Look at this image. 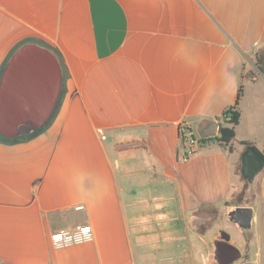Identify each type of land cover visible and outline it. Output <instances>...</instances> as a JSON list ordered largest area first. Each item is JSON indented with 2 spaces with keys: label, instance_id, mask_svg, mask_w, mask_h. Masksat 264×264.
<instances>
[{
  "label": "crops",
  "instance_id": "1",
  "mask_svg": "<svg viewBox=\"0 0 264 264\" xmlns=\"http://www.w3.org/2000/svg\"><path fill=\"white\" fill-rule=\"evenodd\" d=\"M28 43L55 56L61 88L38 128L0 132V264H210L221 230L199 228L200 212L241 190V141L264 152V0H0V85ZM240 84L234 138L182 161L179 123L203 135ZM79 224L94 240L52 246Z\"/></svg>",
  "mask_w": 264,
  "mask_h": 264
},
{
  "label": "water",
  "instance_id": "2",
  "mask_svg": "<svg viewBox=\"0 0 264 264\" xmlns=\"http://www.w3.org/2000/svg\"><path fill=\"white\" fill-rule=\"evenodd\" d=\"M60 88L61 69L55 56L36 44L21 46L9 61L0 85V132L14 137L38 128L50 115ZM217 127V122L211 121L202 133L215 135ZM241 161V174L251 181L264 166V152L250 144ZM252 215L251 206H236L228 212L229 219L243 229L250 228ZM219 237L213 242L214 258L218 264H233L240 257L239 249L229 243L230 236L224 230L219 231ZM229 252L232 254L227 257Z\"/></svg>",
  "mask_w": 264,
  "mask_h": 264
},
{
  "label": "rangeland",
  "instance_id": "3",
  "mask_svg": "<svg viewBox=\"0 0 264 264\" xmlns=\"http://www.w3.org/2000/svg\"><path fill=\"white\" fill-rule=\"evenodd\" d=\"M253 72H247L246 74L249 76ZM264 168V167H263ZM262 169H260L253 179L251 181H248L246 178L242 177V185L241 190H239L238 193L234 194L233 197L226 202V206L223 210H218L213 207L205 208L202 212H200V215L198 217L199 219V228L203 229L208 226H212L215 228H218L220 230H224L225 228H229L227 224H231L233 226L238 234L237 236L242 240H246V244L242 246L237 238L234 237V234L231 235L230 243L238 247L240 251V257L237 260V263L246 262L247 264H264V249L258 250V252L255 253V251H251L248 248L247 239L249 238V229H242L238 227L236 223H233L230 221L228 217V212L233 208V205H239V204H250L253 206L256 210H264V202L260 201L258 196V188H259V180L262 173ZM224 221V223H221ZM216 223V224H215ZM259 224L261 225L262 229L264 230V217L260 218ZM215 225V226H214ZM240 232H245V235L240 236ZM236 236V237H237ZM214 237V233L210 235V241ZM219 237V235H218ZM210 248L212 247L211 242H209ZM264 247V246H263ZM214 248V245H213ZM257 261V262H256ZM263 262V263H259ZM210 264H218L217 261L214 259L213 253L210 254Z\"/></svg>",
  "mask_w": 264,
  "mask_h": 264
},
{
  "label": "built area",
  "instance_id": "4",
  "mask_svg": "<svg viewBox=\"0 0 264 264\" xmlns=\"http://www.w3.org/2000/svg\"><path fill=\"white\" fill-rule=\"evenodd\" d=\"M229 119V116L226 117ZM215 135H196L192 128L185 122L178 125V139L180 141V159L186 161L197 149L212 142ZM79 205L77 208H81ZM94 240V230L89 224H79L72 228L59 229L51 233L50 241L54 248L90 242Z\"/></svg>",
  "mask_w": 264,
  "mask_h": 264
},
{
  "label": "trees",
  "instance_id": "5",
  "mask_svg": "<svg viewBox=\"0 0 264 264\" xmlns=\"http://www.w3.org/2000/svg\"><path fill=\"white\" fill-rule=\"evenodd\" d=\"M253 62L256 69L259 72L264 73V48H259L255 51ZM249 76L251 78H254V73H251ZM242 90H243V86L242 84H240L237 90V96L234 104L224 109L221 115L217 118L218 127L214 139L221 144H228L231 141V139H233L235 136L234 127L239 121L240 113H239L238 103L242 95ZM227 116H229V119H226ZM241 143L245 147L252 144V142L247 140H243L241 141Z\"/></svg>",
  "mask_w": 264,
  "mask_h": 264
},
{
  "label": "flooded vegetation",
  "instance_id": "6",
  "mask_svg": "<svg viewBox=\"0 0 264 264\" xmlns=\"http://www.w3.org/2000/svg\"><path fill=\"white\" fill-rule=\"evenodd\" d=\"M217 239H219V237H218V236H217V237L214 239V241H215V240H217ZM231 254H232L231 252H229V253H226V256H227V257H230V256H231ZM238 259H239V258H238ZM238 259L234 260V261H233V264H235V263L237 262V260H238Z\"/></svg>",
  "mask_w": 264,
  "mask_h": 264
}]
</instances>
